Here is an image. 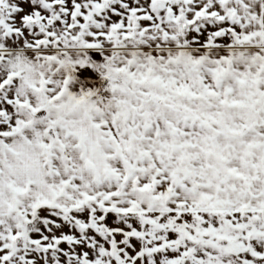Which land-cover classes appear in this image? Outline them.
Instances as JSON below:
<instances>
[{"label":"snow or ice","instance_id":"6c2138e0","mask_svg":"<svg viewBox=\"0 0 264 264\" xmlns=\"http://www.w3.org/2000/svg\"><path fill=\"white\" fill-rule=\"evenodd\" d=\"M0 264H264V0H0Z\"/></svg>","mask_w":264,"mask_h":264}]
</instances>
